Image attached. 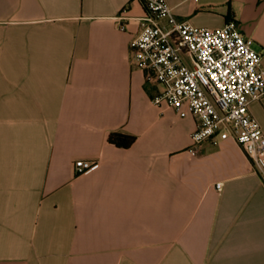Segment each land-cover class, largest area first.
Masks as SVG:
<instances>
[{"label":"crops","instance_id":"1","mask_svg":"<svg viewBox=\"0 0 264 264\" xmlns=\"http://www.w3.org/2000/svg\"><path fill=\"white\" fill-rule=\"evenodd\" d=\"M166 1L195 27L235 21L264 69V0ZM143 14L0 0V264H264V178L231 139L191 155L194 118L152 103L129 56ZM249 111L264 131V98Z\"/></svg>","mask_w":264,"mask_h":264},{"label":"built area","instance_id":"2","mask_svg":"<svg viewBox=\"0 0 264 264\" xmlns=\"http://www.w3.org/2000/svg\"><path fill=\"white\" fill-rule=\"evenodd\" d=\"M141 2L144 14L129 56L145 81L158 86L152 103L194 118L191 155L206 143L231 139L264 178V131L249 111L251 103L264 98V69L253 40L233 20L217 28L195 27L178 21L166 0ZM125 19L122 14L115 18L119 31H124L120 22ZM98 166V161L74 162L77 175ZM215 189L220 191L221 184Z\"/></svg>","mask_w":264,"mask_h":264},{"label":"trees","instance_id":"3","mask_svg":"<svg viewBox=\"0 0 264 264\" xmlns=\"http://www.w3.org/2000/svg\"><path fill=\"white\" fill-rule=\"evenodd\" d=\"M135 141V137L132 135H126L122 133L112 132L108 136V142L117 147L122 149L129 148Z\"/></svg>","mask_w":264,"mask_h":264}]
</instances>
